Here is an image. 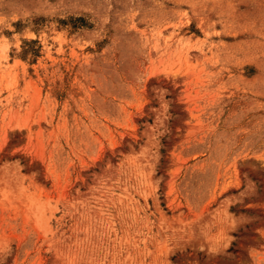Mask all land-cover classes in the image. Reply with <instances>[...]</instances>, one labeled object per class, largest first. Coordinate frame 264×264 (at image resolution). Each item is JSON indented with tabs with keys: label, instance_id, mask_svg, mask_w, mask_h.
Wrapping results in <instances>:
<instances>
[{
	"label": "rangeland",
	"instance_id": "obj_1",
	"mask_svg": "<svg viewBox=\"0 0 264 264\" xmlns=\"http://www.w3.org/2000/svg\"><path fill=\"white\" fill-rule=\"evenodd\" d=\"M0 264H264V0H0Z\"/></svg>",
	"mask_w": 264,
	"mask_h": 264
}]
</instances>
